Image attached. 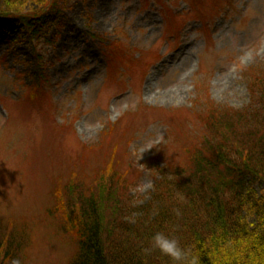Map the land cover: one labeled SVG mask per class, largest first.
<instances>
[{
	"label": "rangeland",
	"instance_id": "obj_1",
	"mask_svg": "<svg viewBox=\"0 0 264 264\" xmlns=\"http://www.w3.org/2000/svg\"><path fill=\"white\" fill-rule=\"evenodd\" d=\"M41 4L38 35L21 27L14 39L13 18L0 17V235L24 234L20 264H66L74 245L49 212L51 190L110 166L137 204L147 201L158 167L181 162L204 133L206 97L248 104L243 71L264 64V0H65L56 14L49 0H26L21 9ZM255 187L264 194L263 181Z\"/></svg>",
	"mask_w": 264,
	"mask_h": 264
},
{
	"label": "trees",
	"instance_id": "obj_2",
	"mask_svg": "<svg viewBox=\"0 0 264 264\" xmlns=\"http://www.w3.org/2000/svg\"><path fill=\"white\" fill-rule=\"evenodd\" d=\"M49 1L55 14L65 3ZM25 2L0 0V17L17 25L14 39L22 37L21 27L38 35L46 21L47 3L23 11ZM243 75L248 104L238 109L206 97L204 133L184 148L181 162L158 167L144 203L137 204L129 182L110 166L92 180L74 174L54 186L49 212L57 213L59 230L74 245L66 264H171L151 249L158 231L174 235L200 264H264V194L255 187L264 182V64ZM33 82L41 88L39 74ZM18 236L7 242L1 236L0 264L22 261L27 240Z\"/></svg>",
	"mask_w": 264,
	"mask_h": 264
},
{
	"label": "clouds",
	"instance_id": "obj_3",
	"mask_svg": "<svg viewBox=\"0 0 264 264\" xmlns=\"http://www.w3.org/2000/svg\"><path fill=\"white\" fill-rule=\"evenodd\" d=\"M152 250L159 251L171 261V264H200V259L192 251L183 247L171 233L155 232L150 238Z\"/></svg>",
	"mask_w": 264,
	"mask_h": 264
}]
</instances>
